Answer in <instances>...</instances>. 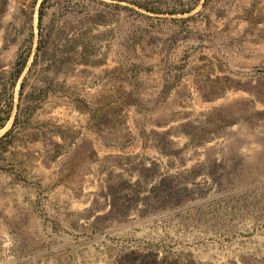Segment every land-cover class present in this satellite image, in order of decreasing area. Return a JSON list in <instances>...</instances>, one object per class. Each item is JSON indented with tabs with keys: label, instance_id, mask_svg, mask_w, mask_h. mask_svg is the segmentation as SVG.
I'll list each match as a JSON object with an SVG mask.
<instances>
[{
	"label": "rangeland",
	"instance_id": "rangeland-1",
	"mask_svg": "<svg viewBox=\"0 0 264 264\" xmlns=\"http://www.w3.org/2000/svg\"><path fill=\"white\" fill-rule=\"evenodd\" d=\"M0 264H264V0H0Z\"/></svg>",
	"mask_w": 264,
	"mask_h": 264
},
{
	"label": "trees",
	"instance_id": "trees-1",
	"mask_svg": "<svg viewBox=\"0 0 264 264\" xmlns=\"http://www.w3.org/2000/svg\"><path fill=\"white\" fill-rule=\"evenodd\" d=\"M40 17H41V16H40ZM20 72H21V68L17 69V70H16V73H17V74L15 75V77L18 78V76L20 75Z\"/></svg>",
	"mask_w": 264,
	"mask_h": 264
}]
</instances>
